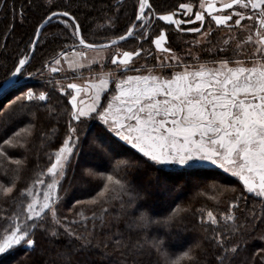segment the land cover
Segmentation results:
<instances>
[{
	"label": "snow or ice",
	"instance_id": "1",
	"mask_svg": "<svg viewBox=\"0 0 264 264\" xmlns=\"http://www.w3.org/2000/svg\"><path fill=\"white\" fill-rule=\"evenodd\" d=\"M6 2L0 0V11ZM28 3L30 6L31 0ZM118 3L122 5L123 0ZM41 7L43 15L35 23L30 42L16 57L0 89V95L9 90L20 92L10 104L22 105L15 119L27 121L25 128L0 143V157L14 165L11 177L5 171L0 178V200L11 201L13 207L11 213L0 214V259L19 249L34 251L37 236L43 234L66 241L62 264H78L77 256L101 247L93 243L97 221L101 228L123 221L124 231L112 233L111 251L105 256L119 253L132 257L133 264H201L206 242L214 249L211 264H264V247L246 262L239 259L251 240L264 241V230L257 234L264 223V0H177L165 11L150 0H134L123 34L118 27L120 7L111 15L104 13V23L98 28L113 33L105 42H89L79 17L61 7L59 0H44ZM10 11L11 30L17 22L24 25L28 20L25 7L13 5ZM48 28L59 30L51 33V39L71 43L30 71ZM218 31L222 35L215 39ZM170 32L194 34L193 40L184 41L188 47L183 54L169 44ZM240 32H246V38ZM129 40L138 47L121 50L122 43ZM89 51L96 55L89 57ZM141 59L143 63L138 62ZM109 60L114 67L105 71ZM97 65L99 70L94 72ZM84 70L90 73L88 77ZM36 78L46 90L28 86V80ZM52 92L64 101L59 113L67 117L62 142L56 143L54 126L40 133L42 144L53 149L44 153L49 164L46 169L36 164L35 179L30 185L23 184L29 169L25 153L36 134V112L29 106L56 112L59 105L50 103ZM10 152L21 153L20 158L13 159ZM121 153L131 155L120 162L122 169L117 166L120 178L107 175L95 197L76 200L68 209L85 227L89 220L93 222V232L88 235L76 231L73 226L79 221L60 214L68 172L84 165L99 170ZM83 155L91 159L80 164ZM142 166L158 175L138 181L136 173ZM216 172L238 182L231 189L233 198L225 210H199L205 234L177 256L170 239L188 210L163 212L146 207L151 189L159 186L170 193L171 177H214ZM91 175L80 174L85 183ZM249 198L260 202L258 211L247 207ZM112 202H118V207ZM84 203L100 207L101 215L92 212L85 216L77 207ZM110 214L112 221H105ZM109 241L102 242L104 249H109Z\"/></svg>",
	"mask_w": 264,
	"mask_h": 264
},
{
	"label": "trees",
	"instance_id": "2",
	"mask_svg": "<svg viewBox=\"0 0 264 264\" xmlns=\"http://www.w3.org/2000/svg\"><path fill=\"white\" fill-rule=\"evenodd\" d=\"M31 5L29 6L28 0H7L5 8L0 11V85L10 75V70L13 68L16 57L21 54L23 50L26 49L30 38L33 35V28L36 21L43 15V8L41 7L44 0H31ZM34 2V3H33ZM61 7L70 8L79 17L84 35L88 38L89 42H105L106 38L113 33L107 30H100L98 28L99 24H103L102 19L104 13H111L115 10L117 6L120 7L119 13V24L120 34H123L125 30V25L130 22L133 12L134 0H123L122 5L118 3V0H71L70 3H66V0H59ZM158 10L165 11L171 9L177 0H150ZM198 2V0H197ZM15 5L17 9L20 7H25L27 9L26 15L28 20L24 25L16 23L14 30H11V24L13 23V14L10 9ZM162 23V22H161ZM155 27V25H154ZM53 31L58 32V29L48 28L44 34H42L40 42L34 53V58L31 61L29 67L30 71H35V69L40 68L44 61L48 60L50 57L54 56L65 43H71V41H66L63 39L53 40L51 39V33ZM10 33L12 35L9 42L5 41V34ZM219 34V35H218ZM233 35L236 33L233 32ZM241 34V32L239 33ZM222 33L219 31L216 33L215 39H219ZM170 39L169 44L172 46L173 50L178 54H183L185 50V45H183L182 39L193 38L190 34H177L175 32L169 33ZM181 41H180V40ZM188 39V40H189ZM7 43V45H6ZM9 43V44H8ZM138 47L136 41L129 40L122 43L121 50H134ZM144 47H149L145 44ZM154 50V46H152ZM202 57H206L207 54L201 53ZM189 59V58H188ZM191 61V59H189ZM143 63L141 59L138 61ZM110 60L108 61V66L104 69L108 71L113 68ZM98 65L93 68V71L98 70ZM38 90L45 89L43 81L40 85H35ZM114 85H110L113 88ZM14 94L7 96L2 101L0 105V116L4 122V126L1 124L0 133V143L3 139L11 137L15 132L20 131L22 128L27 126L26 120L15 119L16 113L22 109L20 104H10ZM52 105H59L56 112H48L45 106L39 108L35 104L29 107L32 111L36 112V119L33 121L36 124V134L32 139L30 149L27 153L29 169L25 171L23 175V184H31L32 180L35 179L36 171L35 165H39V169H46L49 164L47 156L44 154L46 151L53 150L52 148L45 147L42 144V138L40 136L41 132H47L53 126L58 130V138L56 143L62 142V137L65 130V120L66 115H60L63 112L64 101L59 97L58 93H50ZM41 105L44 102H40ZM23 135V133H22ZM37 154H39V159L37 160ZM10 156L15 158H20L21 153H9ZM129 154H118L115 160L112 161L111 165L102 164L103 168H99L98 171L102 172L103 177L97 178L90 176L88 177V182L85 183L81 179V171H84L81 167H74L73 170L68 172L67 178L63 181L62 195L64 196L63 206L60 208L61 215H67L70 219H76L79 221L78 224L74 225V229L79 232H83L88 235L93 232V222L88 221L85 227V222L79 217L73 216L68 212V209L72 207L76 200L85 201L90 200L96 196L97 192L101 190L104 183H106V174L114 175L115 178H120V174L117 171V166L122 169L123 165L121 161L128 160ZM87 155H83L80 160H83ZM76 162H74L75 164ZM80 163V162H79ZM14 165L10 161L5 160L0 157V178H3L5 171H7L8 176H12V169ZM91 168V166H88ZM156 177L158 174L152 172L147 166H142L139 172L136 173V179L143 182L147 176ZM190 179V180H189ZM192 179V180H191ZM194 181V182H193ZM168 183L173 186V190L166 195H163V190L157 186L151 189V199L146 202V207L150 206L156 211L170 212L173 209H187L188 211L184 214V223L179 225L174 229V234L170 239V243L176 250V255H180L181 251L186 250L187 247L194 241L200 239L204 233V227L201 226L199 222V216L201 212L199 210L203 209L204 212L207 210H213L214 212L218 210H225L229 201L233 198V192L231 189L238 186V182L235 178L223 174L222 172H216L215 176H208L205 174L191 175V176H174L169 178ZM182 183H185L184 186ZM89 187V190H87ZM165 192V191H164ZM116 207H118V202H112ZM79 209L84 211L85 216H91L92 212H96L97 216L101 215V209L98 206H93L88 203L77 206ZM247 207L249 209L255 208L257 211L260 209V202L258 200L249 198ZM13 211L12 202L0 200V214L11 213ZM243 215H246L243 214ZM243 215H241V220H243ZM105 221H112V214L104 217ZM264 230V223L260 224L257 229V234ZM117 231H124L123 221L117 225L115 222L111 224H106L103 228L100 227L97 221L93 243L101 244V247L95 248L91 253H83L77 256L75 259L78 264H133V258L129 256H121L119 253L110 254L105 256L106 251H111V241L109 237L112 233ZM127 235V233H126ZM133 239H135V234H132ZM38 244L34 251H29L25 249H19L15 254L5 258L0 259V264H62L63 257L61 251L64 247L66 241L61 238L58 241L41 234L37 236ZM109 241V249H104L102 242ZM264 247V241L259 239H253L248 244L245 251L241 253L240 260L242 262L248 261L252 255L257 252L260 248ZM205 252L201 254L200 260L201 264H211L214 255V249L209 246L206 242L204 244ZM145 261L148 258H143Z\"/></svg>",
	"mask_w": 264,
	"mask_h": 264
},
{
	"label": "rangeland",
	"instance_id": "3",
	"mask_svg": "<svg viewBox=\"0 0 264 264\" xmlns=\"http://www.w3.org/2000/svg\"><path fill=\"white\" fill-rule=\"evenodd\" d=\"M32 2V1H31ZM34 3V2H33ZM243 23V22H242ZM190 35H192V37L193 38H191V39H182V41H183V45H185L184 44V41L185 40H188V41H191V40H193L194 39V34H190ZM219 35V34H218ZM241 37H244V38H246V35H247V33L246 32H241V34H239ZM12 35H8V40H10V38L9 37H11ZM8 40H6L7 42H9ZM180 40V39H179ZM181 41V40H180ZM9 44V43H8ZM6 45H7V43H6ZM188 46L187 45H185V49L187 48ZM88 55H89V57H92V56H95L96 55V53H94V52H91V51H89V53H88ZM101 55H105L104 53H101ZM190 59V58H189ZM189 59L187 58V62L188 63H192V61H189ZM65 68H66V65H65ZM99 70V69H98ZM98 70H96V71H98ZM95 72V71H94ZM68 75H71V72L69 71L68 72ZM83 75H84V77H88L89 75H90V73L87 71V70H84L83 71ZM57 78L58 79H60V78H62L61 76H57ZM6 79H8V78H6ZM6 79H3L4 81L6 80ZM3 81V82H4ZM2 82V83H3ZM42 83V80H40L39 78H36V79H29L28 80V86L29 87H32L34 90H38V88H40V87H36L35 85H40ZM2 85V84H1ZM1 85H0V87H1ZM41 90H44V89H41ZM11 94H14L13 95V97H12V99H14L15 98V96L16 95H19L20 94V92L18 91V90H9L8 92H7V95H2V96H0V100H4V98H7V96H10ZM2 104V101H1V103H0V105ZM12 106H14V105H12ZM2 122H4V120L2 119V116H0V128H1V124H2ZM6 122H4L3 124H2V127L4 126V124H5ZM2 131H1V129H0V133H1ZM13 159H15V157H12ZM85 159H91L90 157H85L83 160H80L79 162H80V164H83V162H84V160ZM106 165H107V163H106ZM88 166H90V165H84V167L82 168V169H84V171L85 172H91L92 173V175L91 176H93V177H97V178H100V177H103L104 178V175L102 174V172H100V171H98L97 169H95V168H90V167H88ZM101 168H103L102 166H100ZM107 175L108 174H106V177H107ZM225 175H228V174H225ZM4 176V175H3ZM229 176V175H228ZM190 180V179H189ZM192 180V179H191ZM194 182V181H193ZM183 184V186H184V184L185 183H182ZM157 186H153L152 187V189L153 188H156ZM87 190H89V187H88V189ZM166 193L168 194V192H164L163 191V195L165 196L166 195ZM87 201V200H86Z\"/></svg>",
	"mask_w": 264,
	"mask_h": 264
},
{
	"label": "water",
	"instance_id": "4",
	"mask_svg": "<svg viewBox=\"0 0 264 264\" xmlns=\"http://www.w3.org/2000/svg\"><path fill=\"white\" fill-rule=\"evenodd\" d=\"M6 80H7V79H6ZM6 80H5V81H6ZM5 81L2 83V85H1L0 89H2V88H3ZM0 96H2V95H0Z\"/></svg>",
	"mask_w": 264,
	"mask_h": 264
},
{
	"label": "crops",
	"instance_id": "5",
	"mask_svg": "<svg viewBox=\"0 0 264 264\" xmlns=\"http://www.w3.org/2000/svg\"><path fill=\"white\" fill-rule=\"evenodd\" d=\"M110 87V86H109Z\"/></svg>",
	"mask_w": 264,
	"mask_h": 264
}]
</instances>
